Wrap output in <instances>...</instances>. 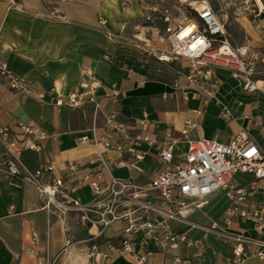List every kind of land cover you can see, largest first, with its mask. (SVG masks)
Instances as JSON below:
<instances>
[{"label":"crops","instance_id":"obj_1","mask_svg":"<svg viewBox=\"0 0 264 264\" xmlns=\"http://www.w3.org/2000/svg\"><path fill=\"white\" fill-rule=\"evenodd\" d=\"M143 13L137 0H0V62L13 76L23 79L27 89L12 90L9 80L0 76V125L13 129L16 147L11 150L26 170L53 164L60 176L67 163L76 161L87 166L89 158L100 150L110 161L122 159L134 164L112 167L108 175L147 184L162 169L160 154L169 141L178 140L175 154L187 150L182 130L190 120L198 126L189 139L214 138L228 143L235 134L243 133L264 154V95L246 93L242 80L219 66L213 67L216 89L202 85L201 78L190 84L186 79L189 61L158 62L140 49L158 53L163 47L155 43L158 33L145 23ZM261 61L264 63V58ZM257 70L264 72V66ZM91 75L99 81L95 92L97 114L93 105L85 114L81 108L55 105L58 96H68L81 85L90 84ZM204 89L212 97L205 95ZM222 107L229 109L231 120L221 115ZM112 113L118 115V121L131 135L140 131V120L147 118L157 124L152 133L154 144L135 146L145 153L142 160L136 161L104 144L96 147L90 141L80 142L82 137L102 136L105 118ZM17 121L41 127L48 138L36 142L38 149H24L33 139L19 134ZM108 175H104V182ZM236 179L250 178L238 174ZM74 196L87 202L92 192L86 185ZM214 198L216 194L209 196L202 208ZM43 206L34 186L12 184L0 173V264H132L129 257L107 261L91 257L88 233L72 214L65 224L55 211L49 213ZM195 210L186 215L187 221L174 222L173 227L175 232L189 236L194 228L203 229L202 237L191 236L201 240L203 246L156 252L150 264H172V258L180 255H197L196 259L204 264H230L233 242L225 243L217 232L209 230L213 224L235 236L261 238L252 222L237 219L227 226L225 211L208 228L192 224L188 219ZM179 224L186 226L178 230ZM122 228L123 224H116L98 240L103 256L111 255L108 241L117 243ZM77 240L81 242L75 244ZM245 264L264 262L252 257Z\"/></svg>","mask_w":264,"mask_h":264},{"label":"built area","instance_id":"obj_2","mask_svg":"<svg viewBox=\"0 0 264 264\" xmlns=\"http://www.w3.org/2000/svg\"><path fill=\"white\" fill-rule=\"evenodd\" d=\"M177 1L188 3L195 18L165 28L169 44L167 49L158 53L143 47L140 49L158 62L189 61L190 70L186 79L190 84L197 83V79L201 78L202 85L216 89L218 82L214 80L213 67L219 66L242 80L246 93L264 95V72L257 70L258 57L255 55V48L250 45L234 48L228 40L224 24L207 2L203 1L205 3L202 4L198 0ZM152 16L153 14H149L148 20ZM165 21H169L167 16ZM0 76L9 80L12 90L21 88L27 91L24 80L13 76L7 65L1 62ZM98 86V79L91 75L90 84L81 85L68 96H58L55 105L71 109L81 108L84 114L88 106L93 105L94 114H97L99 105L95 92ZM203 91L205 95L212 97L211 92L209 94L205 89ZM194 96L197 97L195 94ZM221 115L226 120L233 118L227 107H222ZM105 119L102 136L92 139L82 137L80 142L90 141L96 147L104 144L117 153L126 154L136 161L142 160L145 153L139 152L135 146L153 145L155 141L152 133L157 124L147 118L140 120V131L131 135L118 121L116 113L106 116ZM17 122L19 134L33 139L24 149H38L36 142L49 136L39 126ZM197 126L198 123L191 120L184 123L182 134L186 138L187 150L175 154L178 140L169 141L160 154L162 169L156 171L147 184H140L108 175L112 167H133L134 164L122 159L117 162L110 161L100 150L89 158L87 166L76 161L67 163L60 176L56 175L53 164L40 165L28 171L19 156L11 150L16 147L12 140L13 129L0 125V140L11 155L0 161V173L12 184L34 186L43 199V208L49 213L55 211L61 222L67 224V219L72 214L78 226L86 229L88 233L86 242L91 243L90 256L100 257L104 261L129 257L132 264H150L149 260L156 252L202 247L201 240L193 239L187 233L175 232L173 223L187 221L186 215L189 212L202 208L207 204V198L217 192H224L226 199L231 202L224 213L227 226L237 219L252 222L255 231L264 238V154L243 133L235 134L228 143L214 138L189 139L190 132ZM110 139L119 140L110 143ZM106 174L109 178L104 182ZM238 174L249 176L250 179L238 181ZM86 185L92 192V198L83 202L74 194ZM120 223L123 224L120 239L117 243L113 239L109 240L112 253L103 256L98 240L108 229ZM93 228L95 231H92ZM209 230L217 232L223 242H233L230 264H245L252 257L264 262V241L261 238L235 236L226 229L219 230L216 224ZM80 242L77 240L74 243ZM67 243L71 244L68 237ZM196 256H175L171 262L204 264Z\"/></svg>","mask_w":264,"mask_h":264},{"label":"rangeland","instance_id":"obj_3","mask_svg":"<svg viewBox=\"0 0 264 264\" xmlns=\"http://www.w3.org/2000/svg\"><path fill=\"white\" fill-rule=\"evenodd\" d=\"M198 1H202V4L207 2L214 13L219 16L227 30L228 40L234 48L246 45L255 48V55L258 57L256 66L261 69L264 66L261 61L264 58V0ZM137 2H139L140 7L144 11L142 16L145 23L158 33L155 43L163 46L162 50L168 47L165 34L167 26L195 18L194 11L188 3H181L177 0H137ZM49 10L53 9L50 7ZM148 11H154V17L151 20H148ZM166 16L169 18L168 22L165 21ZM10 156L6 145L0 140V161ZM119 174L127 177V174H121V172ZM119 174L115 176L119 177ZM209 203L205 208L195 210L188 220L192 224H201L203 227L208 228L212 220L220 219L225 207L231 204L226 199L224 192H217L216 198ZM185 226V224H179L177 228L179 230ZM190 233L193 238H199L203 236L205 231L200 228H194Z\"/></svg>","mask_w":264,"mask_h":264},{"label":"bare ground","instance_id":"obj_4","mask_svg":"<svg viewBox=\"0 0 264 264\" xmlns=\"http://www.w3.org/2000/svg\"><path fill=\"white\" fill-rule=\"evenodd\" d=\"M260 5L262 6V4L260 3Z\"/></svg>","mask_w":264,"mask_h":264}]
</instances>
